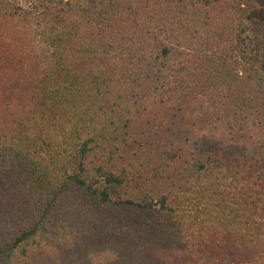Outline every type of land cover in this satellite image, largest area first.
<instances>
[{
    "label": "trees",
    "instance_id": "1",
    "mask_svg": "<svg viewBox=\"0 0 264 264\" xmlns=\"http://www.w3.org/2000/svg\"><path fill=\"white\" fill-rule=\"evenodd\" d=\"M0 264H264V0H0Z\"/></svg>",
    "mask_w": 264,
    "mask_h": 264
}]
</instances>
